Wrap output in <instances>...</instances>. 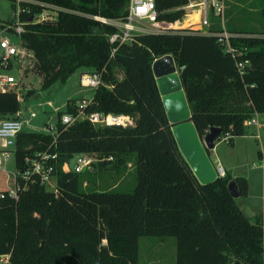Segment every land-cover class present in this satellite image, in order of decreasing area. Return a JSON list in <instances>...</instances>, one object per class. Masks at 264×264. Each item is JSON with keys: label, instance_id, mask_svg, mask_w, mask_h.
Listing matches in <instances>:
<instances>
[{"label": "trees", "instance_id": "obj_1", "mask_svg": "<svg viewBox=\"0 0 264 264\" xmlns=\"http://www.w3.org/2000/svg\"><path fill=\"white\" fill-rule=\"evenodd\" d=\"M60 8L54 22H28L42 8L20 2L18 15L24 32L0 24L16 34L20 46L32 53L33 68L43 88L61 84L78 69L100 73L102 84L93 92L87 113L127 116L132 125L98 126L80 120L60 124L62 114L75 115L71 100L57 114L56 140L42 132H21L14 146V168L22 171L27 158L48 151L56 192L40 183L19 193L18 200L0 198V255L3 264H139L141 237H172L175 264H264V212L247 218L228 191L234 180L240 196L247 182L226 173L200 185L181 156L172 136L153 63L171 56L179 71L199 138L210 128L221 129L218 141L245 136L244 122L264 114V0H259L261 25L238 28L232 19L226 31L238 51L234 59L215 37L190 30L171 34L138 35L132 44H111L115 27L93 20H123L128 0H30ZM184 0H156L159 20H181L172 10ZM26 10H29L27 13ZM226 15V14H225ZM191 21L198 17L190 16ZM210 30L221 31L220 19L210 16ZM187 23H184V27ZM116 50L113 52V49ZM249 65L240 72L237 62ZM32 93L28 92L27 97ZM20 110L17 94L0 91V118ZM77 154L96 158L98 169L123 174L129 162L136 186L129 193L83 189L85 174L63 172ZM210 155V152H207ZM111 158V160H109Z\"/></svg>", "mask_w": 264, "mask_h": 264}, {"label": "rangeland", "instance_id": "obj_2", "mask_svg": "<svg viewBox=\"0 0 264 264\" xmlns=\"http://www.w3.org/2000/svg\"><path fill=\"white\" fill-rule=\"evenodd\" d=\"M17 2L16 0H0V24L6 27L9 24L15 26L19 11ZM226 5L229 10L226 11V15L224 12L223 25L220 20V26L225 31L228 19H232L236 26L251 24L250 27L255 30L260 27L262 18L259 11L262 6L259 0H227ZM178 21L182 22V20ZM174 24L178 29L184 26V23ZM190 25H194L193 22ZM0 38L8 39L14 45L21 47L17 35L6 28L0 29ZM32 60L30 57H13L10 59L8 67L0 69V73L17 80L13 89L20 103V116L22 120L28 121L27 125L24 124L23 130L42 132L47 125L55 124L57 114L64 112L69 101L82 97V99L90 98L93 91L80 87V75L77 70L69 76L65 83L61 84L57 81L48 88H43V78L34 70ZM82 73H87V71L83 69ZM28 92H31L32 95L27 97ZM30 113H34L35 118L30 119ZM15 116L17 113L0 119ZM256 121L258 126L245 127V136L235 137L232 143H228V137L224 136L221 141H216V146L210 151V159L217 160L223 170L225 169L233 177H242L246 180L247 193L236 198L235 203L242 213L251 220H255L258 215L264 212V114H259ZM93 160V164L98 161L96 158ZM133 167V164L129 162L124 173L120 174L112 169L101 170L95 165L91 166L84 176L82 188L111 190L118 185L115 191L129 193L136 186V174ZM6 170L9 173V181L7 182V174L0 172V193L13 188L15 169L11 156L6 163ZM226 171H224L225 174ZM55 186L53 180L51 185L47 186V190L54 191ZM138 245L139 264L176 263V243L172 237H141ZM229 264L236 263L231 259Z\"/></svg>", "mask_w": 264, "mask_h": 264}, {"label": "built area", "instance_id": "obj_3", "mask_svg": "<svg viewBox=\"0 0 264 264\" xmlns=\"http://www.w3.org/2000/svg\"><path fill=\"white\" fill-rule=\"evenodd\" d=\"M18 5L20 2H30L32 4H37L42 8L41 12L32 18V22L42 23V22H54L57 17V12L61 11L60 8L54 6H48L45 4H40L35 1L30 0H16ZM185 4L174 8L168 9L167 12L172 10H182L184 11L182 22H168L166 20H159V12L156 9V0H128L126 7V16L123 20H110L100 17H92L93 20L99 21L103 24L111 25L116 28V32L109 36V42L111 44H132L138 35L144 34H171L177 30H190L193 33H197L203 36L215 37L218 42L223 47V51L226 54L231 55L232 58H236L238 51L233 48L229 42L231 37L235 35L228 33L224 29L218 32H213L210 30V16L213 15L221 20V24L224 22V12H225V0H184ZM23 11L20 10L17 13V19L19 13ZM24 12V11H23ZM28 13L29 10H26ZM195 14L198 16V21L190 25L191 20L190 15ZM185 18V19H184ZM29 19L27 20L29 22ZM188 26L181 27L180 29L174 26V23H185ZM25 22H20L17 20L15 24L14 31L16 34H21L24 32ZM194 26V27H192ZM0 69L6 68L10 64L11 58L16 56H21L22 58L32 57V53L23 48L11 43L8 39L0 38ZM116 48L113 49V52ZM249 62L247 60L237 62L236 66L240 72H242ZM17 80L8 75L0 73V91L1 92H14V86ZM102 84L100 73H82L79 76V85L82 88L91 89L93 92ZM15 93V92H14ZM92 103V96L90 98L81 99L77 103L75 115L62 114L60 117V124L64 127H69L77 121L87 120L92 125L98 126H121L128 127L132 125V122L127 116H113V115H103L100 113H87L85 108ZM20 112H17V116L4 119L0 121V172L7 174V182L9 181V173L6 170V163L8 160L13 159L14 156V146L16 136L24 132V124H28V121H24L20 117ZM30 119L35 118L34 113L29 114ZM58 121L54 125H47L42 133L49 134L53 138V143L56 140V127ZM252 125H257V121L254 118L249 119L244 122V127H250ZM258 126V125H257ZM228 139V138H227ZM56 155H51L48 151L42 153H37L35 156L27 158L25 161V168L22 171L14 173L13 177V188L4 191L7 193L8 197L17 201L19 193L28 189L31 184L40 183L46 186H50L53 178L54 167L50 164V160H54ZM111 160V158H109ZM94 163L93 158L85 154L75 155L69 163L62 166L63 172H75L81 173L84 170H90L92 164ZM15 169V168H14ZM216 174L218 177H223L225 172L223 168L218 165L215 167ZM4 192L0 193V198H4ZM52 192H56L55 190ZM9 255H0V264L8 261Z\"/></svg>", "mask_w": 264, "mask_h": 264}, {"label": "water", "instance_id": "obj_4", "mask_svg": "<svg viewBox=\"0 0 264 264\" xmlns=\"http://www.w3.org/2000/svg\"><path fill=\"white\" fill-rule=\"evenodd\" d=\"M31 21L32 18L29 19V22ZM152 72L166 118L172 125V136L181 156L200 185L213 183L218 176L207 152L214 149L221 129L210 128L203 138H199L190 122V110L181 86L179 71L171 56L156 60L152 65ZM227 188L233 199L240 196L234 180L228 183Z\"/></svg>", "mask_w": 264, "mask_h": 264}, {"label": "crops", "instance_id": "obj_5", "mask_svg": "<svg viewBox=\"0 0 264 264\" xmlns=\"http://www.w3.org/2000/svg\"><path fill=\"white\" fill-rule=\"evenodd\" d=\"M226 3H227V0H225V5H226ZM227 10H229L228 5H226V8H225V14H226V11H227ZM250 25H251V24H250ZM250 25H248V26L250 27ZM244 26H245V25H244ZM244 26H241V25H240L239 27H238V26H237V27H238V28H243ZM250 28H251V27H250ZM258 29H259V28H258ZM258 29H257V30H258ZM82 70H83V69H78V70H77V71H79V75L82 74ZM92 95H93V94H92ZM82 98H83V97H82ZM82 98H81V99H82ZM257 116H258V115L255 116V119L257 118ZM20 117H21V116H20ZM2 120H4V119H0V121H2ZM216 143H217V142H215V146H216ZM208 157H209V159H210V155H208ZM210 162H211V164H212V166H213L214 169H215V167L218 166V165L221 166V164H220L217 160H211V159H210ZM221 167H222V166H221ZM215 171H216V170H215ZM224 171H226V170L224 169ZM226 173H228V172L226 171ZM228 174H230V173H228ZM231 176H232V175H231ZM232 177H233V176H232ZM233 178H235V177H233Z\"/></svg>", "mask_w": 264, "mask_h": 264}, {"label": "bare ground", "instance_id": "obj_6", "mask_svg": "<svg viewBox=\"0 0 264 264\" xmlns=\"http://www.w3.org/2000/svg\"><path fill=\"white\" fill-rule=\"evenodd\" d=\"M190 16H194V17H196V15L195 14H192V15H190ZM198 17V16H197Z\"/></svg>", "mask_w": 264, "mask_h": 264}]
</instances>
